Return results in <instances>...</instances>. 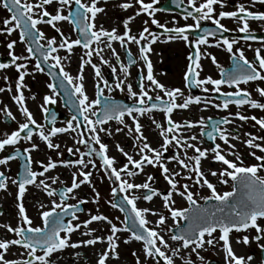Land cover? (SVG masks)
Returning a JSON list of instances; mask_svg holds the SVG:
<instances>
[{
	"label": "snow or ice",
	"instance_id": "obj_1",
	"mask_svg": "<svg viewBox=\"0 0 264 264\" xmlns=\"http://www.w3.org/2000/svg\"><path fill=\"white\" fill-rule=\"evenodd\" d=\"M176 2L177 0H173V3ZM180 2L182 3L183 0ZM53 3L56 5L54 13L48 10V6ZM135 3L139 7L133 16L122 21L124 31L120 34L116 28L108 30L102 24L99 26L96 24L97 15L104 11L102 7L98 6L99 0H34V2L33 0H23V2L22 0H0V6L10 13V16L3 20L5 27L0 28V32L10 35L14 30L19 29V40L26 44L25 51L27 52L26 56L14 54L16 41H10L6 45L9 49L8 55L11 57L10 64L0 63V69H7L11 65L18 73V78L15 81L17 94L12 99L17 103L19 112L24 117V121L18 123L16 130L5 134L4 138H0V151H4L6 146H16L22 140L30 142V146L25 147L22 153L19 148L14 147L11 154L0 158V165H8L10 161L21 156L24 159L22 171L17 173V178L11 179L5 172L0 171V190H7L9 180L12 185L17 186L16 207L19 217L16 227L0 225V227L6 228L7 232L14 234L12 239H0V264H57V259L52 258L53 253L69 247L77 249L81 246H93L98 242H106V248L99 254L97 264H107L110 256L115 259L119 258L117 249L120 237L118 233L121 232L129 233L128 238L123 241L125 244L133 240L142 242L141 252L145 258L143 264H147L149 258L153 264H161V261L163 264H175L174 258L179 256L182 250L196 253L201 264H204V257L200 256L197 250L203 249L206 244L211 246L220 244L225 254V264H249L253 257L250 255L245 259L243 256L236 255L230 243V233L255 229L256 234L251 237V240L259 242L264 239V225L259 223V220L264 219V176L259 174L264 171V156H257L255 152H252L251 155L260 163L243 165L241 157L234 151L235 145L230 142L232 139L239 138L238 133L233 134L226 127L233 123L232 117L234 116L241 121L251 119L256 125H259L260 129L264 130V119L243 115L239 110L235 113L229 112L228 115L219 119L203 116L195 121L188 119L177 122L172 119L174 110L188 109L192 104H203V109L213 107L218 110H228L231 105L240 109L247 105L250 108L264 110V103L253 99L247 88L241 87L242 84L248 85L250 82H264V36L253 34L250 26L251 21L264 22V11L251 10L257 3L264 5V0H249L248 5L235 3L234 10H224L227 7V0H202L199 3L197 0H187L191 10L185 8L183 19L187 21L191 18L193 23L175 26V18H173V27H167L155 18L158 9L154 5L158 3V0H149V2L135 0ZM179 6L177 4V7ZM217 6L220 8L218 12L216 11ZM120 7L125 10L132 7L131 0L122 3ZM141 13H145L151 19V24L163 29L162 35L166 41L180 39L191 45L194 54L189 53L188 56L189 63L184 73L185 84L186 87L200 88L205 93L204 96L188 95L185 97L180 88L168 89L154 77L148 54L152 50L150 45L157 42L160 36L150 32L147 20L143 22L145 27L139 31L138 35L131 34L129 27L135 16ZM224 19L233 20L237 27L235 29L227 28L222 23ZM203 21H210L214 28H202ZM59 22L70 24L76 33V38L71 39L70 36H66L58 27ZM39 25L51 26L59 34V40L56 36L47 38L45 32L38 27ZM195 30H200V34L190 40L189 32ZM230 31L243 34L240 36V40L244 42H259L260 46L254 49L250 43L247 44V47L253 51L251 60L246 57L243 48L234 47L239 42L236 38L224 35ZM209 37L213 39L210 40ZM45 40L46 43H41ZM114 42H119L124 49L127 63L121 61L120 54L113 46ZM128 44L138 46V59L147 69L146 75L142 73L139 76L138 90H134L132 83L126 82L130 75V67L137 65V58L133 57L127 47ZM74 46H80L84 50L80 57L76 76L66 71L62 63L63 60L70 58ZM201 46H205L203 51ZM208 47L223 48L229 54L232 66L227 69L223 67L216 57L207 51ZM61 49L66 50L69 55L61 57L58 54ZM105 49L109 50L110 59L114 58L116 64L119 65V72L123 77H118L113 83H109L102 74V65H108L111 72L114 75L117 74V67L110 63V59L104 58ZM93 56L99 59V64L93 62ZM202 57H210L211 63L219 72V78H213L210 75L200 77ZM32 59H35L32 71L43 73L45 72L44 65H46L48 75L59 81L58 84H47L51 95H45L43 104L40 105L42 112L47 114L44 116V120L52 125L47 131H45V125L38 123L26 106L22 91L27 87L24 80L25 76L29 75V62ZM86 65L90 66L94 72V99L88 96L83 82ZM54 69H58V72L53 71ZM4 80L7 81L8 77L4 76ZM145 81L148 82L147 85ZM208 85L212 87L209 88ZM225 85L234 90L223 91L222 86ZM58 88L64 90L70 104L76 109L75 114L66 121L65 127H56V114L54 112L48 114L47 105L56 103ZM113 88L121 92H124L126 88L127 97L133 103L129 105L115 101L110 95ZM105 89L109 93L108 96L104 95ZM5 90L0 87V92ZM7 90L11 91L12 89L9 87ZM256 91L260 97H264V87L257 85ZM160 93H163V96ZM210 93H217L222 99H213ZM178 98H181L183 102L178 103ZM3 111L7 117L15 120V116L7 106ZM154 111L162 112L166 122L164 124L152 119V123L159 129V136L162 139L158 148L150 145L142 132L140 123V117ZM125 117L131 120V124L126 122ZM113 120L122 127H116L114 131L110 127H104ZM196 128H199V136L191 131ZM125 130V134L133 138V147L139 158L134 159L133 155L117 143V150L127 161L118 168L115 166V157L107 154L108 145L101 141L100 133L113 136L114 133H122ZM185 131L191 132V134L184 135ZM34 132L51 150L60 148V145L53 143L52 140L57 134L76 133L75 143L84 145L87 151H81L79 147H76L75 150L69 147L67 151L78 154V159L53 160L49 156L46 163L40 160L35 161L42 169L41 171L33 170L31 153L39 147L38 144L31 142ZM246 135H249V138L243 142L248 147L264 152V144L255 143L258 139L264 140V137ZM205 137L212 142L211 147L198 146L204 142ZM217 140L227 145V149H224L220 143H216ZM193 141H198V143H193ZM94 145L99 147L96 148ZM170 147L175 151L172 155L165 157L164 154L169 151ZM188 149H192L191 155H189ZM209 154L213 161L225 166L218 171H211V175L217 177L220 184L227 185L231 180V190L218 192L216 186L206 178L201 161L208 158ZM57 155L59 156L61 153L57 151ZM227 155H232L235 159L230 160ZM93 157L99 158L100 168L104 170L105 175L113 184L111 188L113 199L108 203L112 208L124 213V219L120 221L119 227L107 215L100 213L99 209L96 214L89 212L88 218L84 220L79 218L78 213L84 211L81 205L87 203L88 200L78 199L75 190L87 184L93 193L90 198L91 202L98 204L100 200V193L92 184V172L85 170L89 165L96 169ZM173 161L185 170V179H194L196 185L206 186L209 189L210 195L200 197L204 203L198 202L195 197L199 194H194L190 190L189 184H180V181L176 179L181 175L180 171L170 170L167 166V162ZM58 165L77 168V171L72 173L70 185L63 186L59 190L52 187L53 184L64 185L58 176L38 179V177H45L46 173ZM146 165L159 167L164 180L170 186L166 193L160 192L149 183L154 181L152 175H147L143 183L129 181L128 178L142 173ZM31 185L41 188L48 197H58V199L50 200V207L46 208L43 203L40 204L41 209L46 208L39 212L42 226H33V220L27 214L23 203L22 198L27 191V186ZM133 190H141L140 195L132 194ZM121 193L124 195L117 202L115 198ZM174 194L186 200L188 206L174 207ZM154 197L161 198L163 208L167 209L174 222V227L167 228V231L171 233L170 241L176 242L175 247H172L169 240H166L165 236L161 234V230H158L160 226L166 224L167 217L157 210L137 206L139 199L142 198L144 201L150 202ZM69 199L76 200V203H68ZM148 214L158 217L155 221L156 227L149 226L151 222L147 219ZM66 217L69 218L67 221ZM116 219L120 220L119 217ZM179 221L186 223L181 226ZM93 222L106 223L109 226V234L106 236L96 235L97 229L90 227ZM78 231L81 236L88 238L73 241L71 237ZM236 243L248 245L250 236L247 234L238 236ZM14 246L23 250L18 253L20 258H6V254ZM259 247L264 251V244H260ZM166 250L171 251V255ZM131 254L135 258V264H142L136 251ZM75 255L79 256V253H75ZM184 264H192V261L185 259Z\"/></svg>",
	"mask_w": 264,
	"mask_h": 264
},
{
	"label": "flooded vegetation",
	"instance_id": "obj_2",
	"mask_svg": "<svg viewBox=\"0 0 264 264\" xmlns=\"http://www.w3.org/2000/svg\"><path fill=\"white\" fill-rule=\"evenodd\" d=\"M23 2V0H22ZM34 2V0H33ZM129 2V0H99L98 6L102 7L104 11L99 13L96 18V24L103 25L105 29L111 30L112 28H116L118 33L122 34L123 24L122 21L129 17L133 16L137 11L139 5L135 3V0H131L132 7L128 8L127 10L120 7L122 3ZM145 2H149V0H145ZM202 2V0H197V3ZM235 3H244L245 5L249 4V0H227V7L224 10H234L233 5ZM177 4L180 6L177 7ZM55 3L48 6V10L50 12L55 11ZM158 9L155 13V18L164 23L167 27H173V18H175V26H183L184 24L188 23L191 24L193 21L189 18L187 21L183 19L185 8L191 10V7L187 4V0H183L181 3L180 0H177L176 3H173V0H158V3L154 5ZM251 10L253 11H264V5L257 3L255 7ZM216 11H220V8L217 6ZM10 13L2 6H0V28H4L3 20L8 18ZM147 20L148 24L147 27L149 28L150 32H153L160 36V39L151 44V52L148 54L149 59L152 63L153 68V75L154 77L162 84L165 85L166 88H180L184 93L185 97L188 95H199L204 96L205 93L202 92L200 88L195 86L193 87H186L185 80H184V73L187 70L188 66V56L189 53L194 54V49L191 47L190 44L184 42L183 40L177 39L173 41H166L165 37L162 35L163 29L157 27L156 25L151 24V19L145 14L141 13L138 16H135V19L130 22V29L131 34L138 35L139 31L145 27L144 21ZM222 23L229 29H235L237 24L231 19H224ZM251 29L253 30V34L257 36H264V22L259 21H251L250 22ZM40 29L45 32L47 38H51L53 36L57 37L59 40V34L56 33L55 29L48 25H39ZM58 27H60L61 31L66 35L70 36L71 39L76 38V33L72 30V26L67 22H59ZM202 28H214L210 21H203ZM20 30H14L10 35L6 32H0V63H9L11 57L8 55L9 49L7 48V43L10 41L15 40L16 44L14 46V54L16 55H27L25 51L26 44L19 40ZM200 34V30L190 31L189 38L190 40L194 39L196 35ZM224 35L229 36L230 38H236L239 42L234 47L243 48L245 51L246 57L251 60L253 58V51L252 49L259 47L260 44L258 41H249L244 42L240 40V34L235 31H230L228 33H224ZM212 40V37H209ZM41 43H46L45 41H41ZM250 43L252 45V49L247 47V44ZM113 46L116 48V51L120 54L121 61L127 63V57L125 55L124 49L120 46L119 42H114ZM128 49L131 51L133 57L137 58V65H133L130 67L129 72L130 75L127 78L126 82H130L133 84L134 90H138L139 84V76L143 73L146 75L147 69L144 67L143 62L138 59L139 49L138 46L135 44H128ZM205 46H201V50H204ZM83 49L80 46H74L72 54H70L69 59H65L62 61L63 66L66 71H68L71 75L76 76L78 74L80 57L83 55ZM207 51L214 55L217 61L226 69L232 66V61L229 57V54L223 48H216V47H208ZM61 57L68 56L69 54L66 50L61 49L58 53ZM104 58L110 59V52L109 50H104ZM93 62L99 64V59L93 56ZM110 63L117 67V74H113L111 69L108 65H102V74L109 81V83H113L118 77L123 78L122 74L119 72V65L116 64L114 58L110 59ZM202 65V71L200 72V77L212 76L213 78H219V72L215 65L211 63V59L203 58L200 60ZM35 65V59H32L29 62V75L25 76L24 84L27 85L26 88H23L22 91L25 96V103L29 110L33 113L34 118L37 120L38 123L45 125V131L50 128L52 125L48 123V121L44 120V116L47 115L42 112L40 105L43 104V97L45 95H51V90L47 87L48 83H55L58 84V79H54L53 77L48 75L47 66L45 67V72H34L32 71ZM53 71L58 72V69H54ZM84 85L88 96L91 99L95 98V77L94 72L90 66H85L84 69ZM4 76L8 77V80H4ZM18 78V73L16 72L13 66H9L7 69H0V87L5 88L4 92H0V138H4L5 134H10L12 131L18 128V123L24 121V117L19 112V106L17 103L12 99L14 95H16L15 90V81ZM147 81L145 84L147 85ZM259 85L260 87H264V82L256 81L250 82L248 85H241L242 88H247V90L251 93L253 99H257L260 102L264 103V97H260L258 92L256 91V86ZM11 87V91L7 89ZM211 88V85H208ZM223 91H233V88H229L228 86H222ZM58 95L56 96V103L47 105L49 109V113H55L57 120H56V127H65L66 121L71 118L72 115L75 114V107L70 104L68 96L65 95L64 90L61 88L57 89ZM159 91V90H157ZM155 95V93H152ZM105 96H108L109 93L107 89L104 92ZM111 97L120 103L129 104L133 103L132 100H129L127 97V89L125 88L124 92H121L118 89L113 88L112 93L110 94ZM163 96V93H160ZM210 96L213 99H222L219 97L217 93H210ZM33 97H35L33 99ZM178 103L183 102L181 98L177 99ZM218 102V101H217ZM7 106L8 110L12 112L15 116V120L7 117L3 109ZM240 111L243 115L246 116H256L257 118L264 119V110L250 108L247 105L242 106L240 109H237L235 105H231L228 110H218L213 107H209L207 109H203V104L196 105L192 104L189 106L188 109H177L174 110L172 114V119L177 122H183L185 120H198L201 116L207 118L212 117L213 119H219L220 117H224L228 115L229 112L235 113L236 111ZM152 119H155L157 122L164 123L163 113L160 111H154L150 114L140 117V123L142 125V132L144 136L147 137L148 142L152 147H159V144L162 143V139L159 136V129L155 127L152 123ZM233 123L227 125L226 127L232 132L233 134L238 133V139H232L230 142L231 144L235 145L234 151L241 157L243 165H251V164H258L260 161L255 160V158L251 155L252 152H255L257 156H264V152H261L259 149H254L248 147L243 141L249 138L251 134L257 137H264V130L260 129L259 125H256L255 122L251 119L247 121H241L238 118L232 117ZM127 123L131 124V120L128 117H125ZM104 127H110L115 130L116 127H122L118 125L114 120L109 121L107 125ZM195 132L199 136V128L191 130ZM122 133H114L113 136H107L104 133H100L101 141L108 145V155L111 157H115L116 165L118 161L127 162L126 158L117 150L116 144H120L121 147L124 148L129 154L133 155L134 159H138V155L136 150L133 147V138ZM184 135H190L191 132H183ZM23 135V133H22ZM76 133L68 132V133H59L55 137L52 138L53 143L59 144L60 148L58 150H51L48 149V156H51L53 160H75L79 158L78 154H72L67 151L69 147L75 150L76 147H79L81 151H87L84 145H78L75 143ZM41 141L39 136L34 132L33 140L31 142H38ZM44 145L45 143L41 141ZM193 143H198V141H193ZM216 143H220L224 149H227V145H224L222 141L217 140ZM255 143L264 144V140H256ZM30 142L27 141H20L16 146H6L4 151H0V158L4 157L7 154H11L15 148H19L21 153L25 147H29ZM46 146V145H45ZM202 148H208L212 146V142L208 141L206 137L204 138V142L202 144H198ZM94 147L98 148V145H94ZM57 151L61 153V155H57ZM175 149L169 148V151L165 153V157L170 156L173 154ZM189 155L192 154V149L187 150ZM33 164V170L41 171L42 169L39 167L35 161L38 160V156L36 155L35 150L31 153ZM227 158L230 160H234L235 157L232 155H227ZM88 159V157H85ZM94 161L96 157H93ZM239 163V162H238ZM24 164L23 156L13 161H10L8 165H0V171L5 172L7 176L11 179L17 178V173L22 171V165ZM115 165V166H116ZM118 166V165H117ZM167 166L170 170L180 171L181 175L178 176L176 179L180 181V184L187 183L190 186V190L193 193H198L199 195L195 198L198 200L199 203H204L200 197L210 195L209 189L207 187H200L199 185L195 184L194 179H185V170L181 169L179 165H177L174 161L167 162ZM91 168V165H89ZM131 167V166H130ZM202 170L205 173L206 178L213 183L218 192L229 191L231 190V180H229V184L224 185L218 182L217 177L211 175V171H218L221 168L225 167L219 162H215L211 159V154H209L208 158L202 159L201 161ZM56 168L61 169L63 172L60 175L57 174ZM55 169L50 170L48 173L45 174L47 177L58 176L61 181L64 182V185L60 184H53L52 187L57 188L58 190L63 186L70 185L69 178L71 180L72 176H69L70 173H73L72 170L76 167H65L62 165H58ZM88 169V168H87ZM85 169V170H87ZM88 171V170H87ZM260 175L264 176V171L259 173ZM147 175H152L155 177L154 181L149 183L152 184L153 187L157 188L159 191L163 189L165 192L169 189V185L164 180L163 175L159 167H152L146 165L142 173H139L137 176L132 177L133 183H143L146 180ZM162 175V179L157 181L156 178ZM123 177V176H122ZM42 177H38L41 179ZM50 182V181H49ZM130 182H132L130 180ZM40 192H39V191ZM80 190H75L76 192ZM17 186L12 185L10 180L8 182L7 190H0V225H10L12 227H16L19 223L18 217V209L17 205ZM140 193L141 190H133V193ZM41 193V194H40ZM45 193L41 188H37L35 185L27 186V191L24 195L23 203L26 208V212L31 218V210H36L39 203L46 202L47 198L44 196ZM123 196V194L121 193ZM176 199H182V208L187 207V202L181 196L176 195ZM47 196V195H46ZM58 197H52L51 199ZM142 199V198H141ZM180 201V200H179ZM68 203H76L73 199H69ZM141 202L140 199L137 203ZM138 205V204H137ZM81 207L85 210L84 205ZM84 212V211H83ZM83 212L78 213L81 215ZM33 220V226H40L39 219L31 218ZM69 218L66 217L65 220L67 221ZM261 225H264V219L259 220ZM250 236V243L248 245H244L243 243H236V238L238 236L243 235ZM255 229H249L247 232H235L233 231L230 233V243L231 246L236 253L237 256H243L247 259L248 256H252L253 259L249 262V264H264V251L261 250L259 247L260 244H264V239L260 240L259 242L251 240L252 236H255ZM14 238L13 233L7 232L6 228L0 227V239ZM222 244V242H220ZM83 247V246H81ZM78 249V248H77ZM77 249H73V253H77ZM23 250L20 249L18 246H14L10 248L9 252L6 254V258L8 259H18V253L22 252ZM77 251V252H76ZM199 255L204 257V264H225V254L223 249L221 248L220 244H216L215 246L205 245L203 249H198ZM59 251L53 253V259H57V264H93L90 261L89 256L87 253L82 254L85 257L84 263L81 260L73 261L72 259H68L66 263L63 262L61 256H59ZM80 255V254H79ZM67 259V258H66ZM86 262V263H85ZM201 264V261H199Z\"/></svg>",
	"mask_w": 264,
	"mask_h": 264
},
{
	"label": "rangeland",
	"instance_id": "obj_3",
	"mask_svg": "<svg viewBox=\"0 0 264 264\" xmlns=\"http://www.w3.org/2000/svg\"><path fill=\"white\" fill-rule=\"evenodd\" d=\"M36 144H38V146H39L38 149L35 150L36 155L38 156V160L44 161L46 163L47 162L48 152H49L48 148L41 141L36 142ZM95 163H96V166H97L96 169H93L92 167L91 168L88 167L87 170L92 172V177H91L92 184L95 186L96 190L99 191L100 200H99L98 204L92 203L91 199H90L92 197V195H93L91 187L89 185H87V184L82 185L80 190H78L76 192L77 198L78 199H87L88 202L83 204L84 207H85V210H84V212L81 215H79L80 220H84L86 217H88L89 212H91L92 214L93 213L96 214L97 209L101 210L104 213L113 212V211L116 210V209L112 208L111 205L108 203L109 200L113 199L112 193H111V188L113 187V184L107 178V176L105 175L104 170L100 168V160H99V158H96ZM123 163H126V162L118 161L117 162L118 166L116 165V167H118V168L122 167ZM75 171H77V168L76 169L74 168L72 170V172H75ZM56 172H57L58 175H60V173L63 172V171L61 169L56 168ZM69 176H72V173H70ZM122 176H123V174H122ZM46 177L47 176L42 177V178H46ZM131 178L132 177H130L128 179H129V181L131 180L133 182V180ZM154 179H155V177H154ZM156 179H157V181H159V179H162V175H160L159 178H156ZM69 181L71 182L70 178H69ZM46 182L50 183L48 180H46ZM160 192H164V190L161 189ZM122 194L124 195V193H122ZM132 194H135L137 196L140 195V193L138 194L137 192L136 193L132 192ZM41 196L42 197L44 196L45 198H47L46 202H42L46 206V208L50 207V203L49 202H50L52 197L46 196V193H43V195H41ZM140 201L141 202L137 203L138 207H141V208L148 207V208H151L153 210H157L161 214H163V215H165L167 217L166 224L160 226V229H158V230H161V234L165 236L166 240H169L170 245L174 244L176 246V242L170 241L169 238L171 236V233H169L167 231V228L174 227V222L171 219L170 213L167 211V209L163 208V204H162L161 198L154 197L153 200L150 201V202L149 201H144L143 199H140ZM74 202H76V200H74ZM40 204L41 203L38 204V207L36 208V210H31L30 216H31V218L34 217V218L39 219L38 223L40 224V226H42V222H41L40 217H39V212L42 211V210H46V208L45 209H41L40 208ZM174 207L182 208V199L178 198L177 199V203H175ZM109 218L112 219L114 223H116V219H115L114 216H111ZM147 219L149 221L151 220L154 223V225H151L150 227H156L155 221H156V219H158L157 216H152L150 214V215H147ZM178 223L180 225H182V221H179ZM107 234L108 233L104 230V227H102L101 230H98L96 232V235L106 236ZM86 238H88V237L81 236L79 231L77 233L73 234L72 237H71V239L73 241H76V240H79V239H86ZM137 244H139L141 246L142 242H137ZM98 245H100L101 250H100V247H99V249H97L96 245L83 246V247L78 248L77 249L78 252L77 251L76 252L80 254L79 256H76L75 253L72 252L73 249L71 247H69L67 249H64L63 252H60L59 256H61V258L63 259L64 263H66L68 259H72L73 261L74 260L75 261L81 260V262L84 263L85 257H83L82 254L87 253V255L90 258V261L93 262V264H97V260H98L99 254L101 253V251L103 249L106 248V242L105 243H99ZM166 251H168V254L171 255V251H169V250H166ZM182 252H181V254L179 256H176L174 258L175 263H177L179 259H181V261L183 263H184L185 259H190L192 261V264H200V262H199L200 259L196 255V253H192L189 250H182ZM131 259L132 258H129L128 256H125L123 258H120V260H118L116 262L115 261L116 259H114V258H112L110 256L108 258V260H107V264H129L131 262ZM147 264H153V261L151 260V258L148 259ZM161 264H163V261H161Z\"/></svg>",
	"mask_w": 264,
	"mask_h": 264
},
{
	"label": "bare ground",
	"instance_id": "obj_4",
	"mask_svg": "<svg viewBox=\"0 0 264 264\" xmlns=\"http://www.w3.org/2000/svg\"><path fill=\"white\" fill-rule=\"evenodd\" d=\"M162 193H166L165 191L164 192H162ZM173 199L175 200V203H177V199H176V196L174 195L173 196ZM99 212L100 213H103L104 215H107L108 217H111V216H114L115 217V219H116V217H119L120 218V220H117L116 219V223H117V226L119 227L120 226V221L122 220V218H123V215H122V213L121 212H119V211H113V212H107V213H104V212H102L101 210H99ZM93 214H95V213H93ZM148 215H150V214H148ZM153 216V215H152ZM86 218H88V217H86ZM85 218V219H86ZM150 224H149V226H151V225H154V223L150 220ZM90 227H92V228H95V229H97V231L98 230H101V228L102 227H104V230L109 234V226L106 224V223H104V222H93L91 225H90ZM96 234V233H95ZM118 236L120 237V239H119V241H118V244H119V246H118V249H117V251H118V253H119V258L118 259H116L115 261L117 262L118 260H120V258H123V257H125V256H128L129 258H132L131 259V262L129 263V264H135V258L132 256V252L133 251H136V253H137V255L140 257V259H141V262H142V264H143V262H144V255H143V253L141 252V247H142V245L140 246L139 244H137V242L136 241H130L129 243H127V244H125L123 241L125 240V239H127L128 238V236H129V233L128 232H121V233H118ZM99 244V242L96 244V248L97 249H99V247H100V245H98ZM171 246L172 247H175V245L173 244H171ZM100 250H101V247H100ZM183 253V252H182ZM183 255V254H182ZM184 256V255H183ZM115 259V258H114ZM175 264H184L182 261H181V259H179L178 260V262L177 263H175Z\"/></svg>",
	"mask_w": 264,
	"mask_h": 264
},
{
	"label": "water",
	"instance_id": "obj_5",
	"mask_svg": "<svg viewBox=\"0 0 264 264\" xmlns=\"http://www.w3.org/2000/svg\"><path fill=\"white\" fill-rule=\"evenodd\" d=\"M119 200H120V198H118V196H117L116 201L119 202ZM185 223H186V222L184 221V224H185ZM184 224H183V225H184Z\"/></svg>",
	"mask_w": 264,
	"mask_h": 264
}]
</instances>
